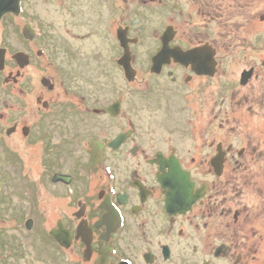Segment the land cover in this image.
<instances>
[{
    "label": "flooded vegetation",
    "instance_id": "1",
    "mask_svg": "<svg viewBox=\"0 0 264 264\" xmlns=\"http://www.w3.org/2000/svg\"><path fill=\"white\" fill-rule=\"evenodd\" d=\"M260 1L18 0L17 14L0 20L17 42L12 51L0 32V101L35 103L39 120L5 127L0 114V163L5 133L30 138L39 124L49 240L32 263L0 264H198L201 234V264L256 259L264 249L263 227L249 226L264 218ZM180 106L187 155L158 133ZM175 167L199 195L186 214L167 211L162 181ZM190 170H203V183ZM36 223L27 219L25 230ZM246 226L256 241L244 243Z\"/></svg>",
    "mask_w": 264,
    "mask_h": 264
},
{
    "label": "rangeland",
    "instance_id": "2",
    "mask_svg": "<svg viewBox=\"0 0 264 264\" xmlns=\"http://www.w3.org/2000/svg\"><path fill=\"white\" fill-rule=\"evenodd\" d=\"M260 16L264 17V0L260 1ZM11 27L8 23H5L0 32L3 31L4 35L2 43L15 51L17 42ZM260 27L261 34H264V21H261ZM10 60V64H12V59L10 58ZM44 62V65H49V69L53 68L54 70V66L51 67L46 59H44ZM11 68H13V65H10V68L6 70L5 76L8 75ZM23 87L27 88V86ZM24 106L22 102L13 97L6 98L5 103L2 100L0 101V114L4 116L5 127H11L17 122L21 126L31 127L39 120V116L36 114L38 106L35 103L32 105L28 103L25 109ZM183 107L180 106V113L175 114L172 117V122L169 125L166 124L158 133L162 137L165 146L167 143L173 144L182 155H187L192 137L188 123V110L181 111ZM185 108L187 109V107ZM200 123L203 125V116H198L197 124ZM41 130L39 124L34 126L35 132L33 135L35 136L30 138L23 137L21 132L19 135L10 137H7L5 133V155L2 163H0V259L19 257L28 260L21 261L22 263H32L29 261L34 257L32 253L40 252L39 248L49 240L46 233V213L51 206L43 166L47 150L44 145L46 138L38 135ZM12 152L17 153L12 154ZM8 153L12 155V158H9ZM190 171L197 182L203 183V170ZM27 219H34L37 222L33 233L27 232L29 228L26 229L27 231L25 230L24 224ZM263 220L264 218L256 219L249 226L263 227L261 233L264 235ZM251 233L252 229L246 226L244 243L257 240V237L253 238V233ZM200 237L203 239H200ZM204 241L203 234L198 235L197 246L200 249L198 264H201L202 261L200 252ZM23 252L27 256H23ZM257 252H259L258 255ZM257 252L256 255L254 254L255 257L257 256L254 261L245 260L239 264H264V249ZM235 261L236 259L229 258L225 264H235Z\"/></svg>",
    "mask_w": 264,
    "mask_h": 264
},
{
    "label": "water",
    "instance_id": "3",
    "mask_svg": "<svg viewBox=\"0 0 264 264\" xmlns=\"http://www.w3.org/2000/svg\"><path fill=\"white\" fill-rule=\"evenodd\" d=\"M19 9L18 0H0V20L7 14H17ZM264 21V17H262ZM27 31V30H26ZM169 36V33L166 34ZM163 56L160 54L154 60V70L159 68ZM6 62V51L0 50V72L4 70ZM9 131L8 134H11ZM167 193V211L170 214H186L194 203L199 199V195H194V184L190 181L188 172L180 167L172 169L171 173L162 181Z\"/></svg>",
    "mask_w": 264,
    "mask_h": 264
}]
</instances>
